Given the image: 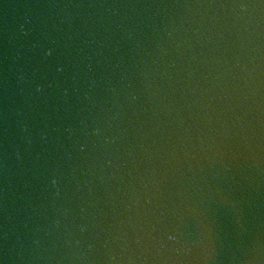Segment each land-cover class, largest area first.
Here are the masks:
<instances>
[{
    "label": "water",
    "instance_id": "water-1",
    "mask_svg": "<svg viewBox=\"0 0 264 264\" xmlns=\"http://www.w3.org/2000/svg\"><path fill=\"white\" fill-rule=\"evenodd\" d=\"M0 264H264V0H0Z\"/></svg>",
    "mask_w": 264,
    "mask_h": 264
}]
</instances>
